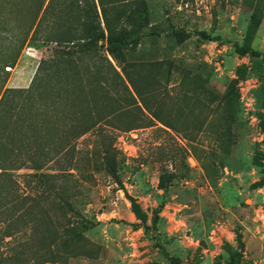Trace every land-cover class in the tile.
<instances>
[{
  "label": "rangeland",
  "instance_id": "obj_1",
  "mask_svg": "<svg viewBox=\"0 0 264 264\" xmlns=\"http://www.w3.org/2000/svg\"><path fill=\"white\" fill-rule=\"evenodd\" d=\"M146 1L149 23L142 32L115 58L100 53L122 76L127 62H152L157 78L151 104L162 107V117L179 131L171 132L172 138L153 127L126 130L133 116L119 111L117 99L133 98L108 76L107 97L98 94L93 111H101L102 99L108 101L113 120L104 130L116 147L118 177L107 174L94 130L76 140L74 151L49 156L40 170L53 172L72 160L70 183L79 191L75 208L89 220L82 238L96 250L93 257L71 262L171 264L163 247L178 264H264V0ZM31 3L0 0V93L6 87L35 84L36 92L46 87V73L38 66L51 57L55 43L24 41L22 32L6 30L24 25ZM179 29L190 34L183 42L173 35ZM200 30L213 39L199 36ZM241 46L260 54L241 53ZM83 62L93 60L85 55ZM89 84L84 92H90ZM70 91L50 87L27 108L25 116H32L47 149L58 144L53 136L48 141L50 131L56 135L79 115L78 107L67 104L75 97ZM37 121L48 122L47 129ZM29 172H13L17 200L27 193L42 196L46 187L27 177ZM170 172L175 177L161 186L159 175L166 179ZM46 196L40 212L62 222L65 209L53 193ZM12 216L11 209L0 213V264H64L45 262V245L29 227L22 228L21 217L11 221Z\"/></svg>",
  "mask_w": 264,
  "mask_h": 264
},
{
  "label": "trees",
  "instance_id": "obj_2",
  "mask_svg": "<svg viewBox=\"0 0 264 264\" xmlns=\"http://www.w3.org/2000/svg\"><path fill=\"white\" fill-rule=\"evenodd\" d=\"M31 1L24 25L6 30L15 34L22 32L24 41L29 38L33 41L41 39L46 43L54 42L56 48L51 57L42 59L38 66L46 73L45 88L36 92L38 88L33 84L27 88L6 87L0 93V124L3 127L0 133V213L11 209V214L14 215L10 218L11 221L14 218H22V228L25 230L29 227L33 238L38 236L39 241L45 245L48 254L45 262L73 264L72 259L82 256L93 257L96 249L94 248L93 251L92 247L96 244L82 238L89 220L75 208V204L79 202L76 198L79 191L75 189V183H70L72 174L68 170L74 168L71 167L72 160L69 161L68 166L55 168L53 172L40 170L44 162L49 160V156L74 151L76 140L81 135L94 130L98 136L99 154L107 174L113 178L118 177L116 147L113 145V138L104 130V127L113 120V115L105 105L108 101L102 99L101 111L96 112L97 114L93 111L99 102L98 94L107 97L108 76L122 83L126 93L133 98V101H129L126 95L117 99L120 104L119 111L130 115V118L134 117L128 119L129 126L126 130L153 127L173 138L171 132H178L179 129L172 121L162 117V107L151 104L149 96L156 91L157 78L153 73L154 64L127 62L121 67L122 76L108 57L109 55L115 58L117 52L126 49L130 39L139 35L149 23V8L146 0ZM197 34L204 39H213L205 30H200ZM173 35L178 42H183L190 36L181 29L174 30ZM103 50L108 55L100 53ZM239 51L252 55L260 54L250 46H241ZM13 54L15 53L12 52ZM85 55L92 58L91 65L83 62ZM14 58L15 56L11 60ZM87 83L91 84H89L90 92H84ZM50 87L62 88L65 91L72 89L74 91L72 95L75 97L67 104L72 108L78 107L76 112L79 114L72 116L67 126L63 123L60 129L54 132L56 135L51 134L53 132L50 131L48 141L52 142L51 136L58 141L56 147H52L53 152H51L52 148L47 149L46 142L34 131L38 127L32 116H25L34 96L36 94L40 97L46 96ZM132 91L138 95L139 100L133 97ZM81 98L86 99V105L81 103ZM136 110L140 113L137 114ZM67 116L64 115L65 118ZM40 124L47 129L48 122ZM40 124L37 121V125ZM184 138L191 140L190 135ZM30 142H34V146H30ZM181 148L183 149L179 145V149ZM20 168L31 169L32 172L27 173L26 176L36 179L39 185L46 186L40 192L42 196L35 197L27 193L22 196V201L17 200L20 194H17L18 184L13 179V172ZM174 177L175 174L170 172L165 179L164 174L161 173L159 184L164 186ZM57 181H62L58 183L59 187L55 186ZM47 193H53L54 201L60 204L58 205L60 209H65V214L62 213L64 217L62 222L54 219L52 214L43 216L40 212L43 211L42 200L46 199ZM25 199L33 201L27 202ZM18 202H21L20 208H17ZM8 234L12 233L8 232ZM162 250L171 264H178L176 256L170 255L163 247Z\"/></svg>",
  "mask_w": 264,
  "mask_h": 264
}]
</instances>
